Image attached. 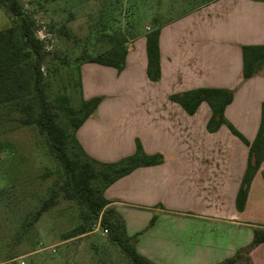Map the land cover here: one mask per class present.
<instances>
[{"label": "crops", "instance_id": "crops-1", "mask_svg": "<svg viewBox=\"0 0 264 264\" xmlns=\"http://www.w3.org/2000/svg\"><path fill=\"white\" fill-rule=\"evenodd\" d=\"M182 1L192 3L182 16L156 18L133 40L121 72L81 66L83 100L101 102L76 139L101 163L133 155L137 141L147 155L164 157L162 164L138 168L104 192L126 235L136 238L140 256L152 264H223L253 243L256 228L264 229V163L238 211L249 148L225 125L208 131L212 111L206 102L189 115L170 97L197 89L233 91L225 118L248 142L255 140L264 67L244 79L243 48L264 46V0ZM156 26L161 79L151 82L146 34ZM248 258L249 264H264V244Z\"/></svg>", "mask_w": 264, "mask_h": 264}, {"label": "rangeland", "instance_id": "rangeland-1", "mask_svg": "<svg viewBox=\"0 0 264 264\" xmlns=\"http://www.w3.org/2000/svg\"><path fill=\"white\" fill-rule=\"evenodd\" d=\"M36 22V36L49 54L43 69L49 99L70 98L80 107L79 66L109 47L105 34L133 40L146 26L176 19L190 4L182 0H21ZM13 24L0 6V30ZM58 123L69 134V116L57 110ZM63 171L34 127L18 124L12 116L0 118V264L21 256L26 264H133L100 225L66 239L72 230L88 225L86 208L67 199ZM53 206L36 217L43 203Z\"/></svg>", "mask_w": 264, "mask_h": 264}, {"label": "trees", "instance_id": "trees-1", "mask_svg": "<svg viewBox=\"0 0 264 264\" xmlns=\"http://www.w3.org/2000/svg\"><path fill=\"white\" fill-rule=\"evenodd\" d=\"M0 6L11 17L13 24L0 30V118L12 116L22 125L34 127L43 137L45 144L63 171V186L67 199L86 208L82 217L88 225L72 230L66 239L85 235L93 231V224L100 220L101 227L109 233L110 240L118 245L133 264H152L140 256L135 249L136 238L126 235L123 220L110 207L104 196L105 190L117 180L141 167L160 165L161 154L147 155L139 141L133 155L115 163H101L91 159L76 139V132L96 110L101 98L84 101L74 109L70 98L60 95L49 99L45 73L49 54L36 36V22L27 15L21 0H0ZM161 29L156 26L146 34L147 76L151 82L161 79L159 37ZM109 47L96 56L84 59L79 66L91 63L115 68H125L129 52L128 39L122 34H105ZM264 67V46L243 48V78L259 74ZM81 89V80L79 79ZM170 99L179 104L189 115H194L200 105L206 102L212 111L207 129L213 133L223 125L249 148L248 163L236 199L238 211L245 207L254 177L264 163V102L261 124L255 140L248 142L225 118L226 107L233 100V91L225 89H197L173 95ZM57 110L69 116L72 134L58 123ZM54 204V198L45 201L37 211L42 216ZM154 222V220H153ZM152 222V223H153ZM264 244V229L256 228L253 243L226 260L223 264L250 263L248 255L257 246Z\"/></svg>", "mask_w": 264, "mask_h": 264}, {"label": "built area", "instance_id": "built-area-1", "mask_svg": "<svg viewBox=\"0 0 264 264\" xmlns=\"http://www.w3.org/2000/svg\"><path fill=\"white\" fill-rule=\"evenodd\" d=\"M25 259H26V257L21 256V257H18V258L9 260V261H5L2 264H26Z\"/></svg>", "mask_w": 264, "mask_h": 264}]
</instances>
